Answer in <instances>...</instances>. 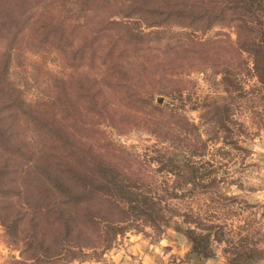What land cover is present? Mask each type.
<instances>
[{
    "label": "rangeland",
    "instance_id": "374dc122",
    "mask_svg": "<svg viewBox=\"0 0 264 264\" xmlns=\"http://www.w3.org/2000/svg\"><path fill=\"white\" fill-rule=\"evenodd\" d=\"M72 1L15 6L22 13L41 4L30 11L35 27L13 52L9 78L25 98L41 102L51 101L59 86L68 109L74 102L87 107L92 95L105 97L110 113L98 121L83 115L103 136L86 140L99 160L123 171L127 191L139 199L128 202L113 187L99 191L95 180L91 190L78 187L86 201L64 204L48 178L0 153V264H120L139 244L228 264H264V70L238 46L234 19L244 16L260 36L264 15L233 9L237 0H80L85 11ZM222 9H229L225 19L212 21ZM167 11L173 14L162 22ZM1 14L8 16L5 9ZM41 20L59 24L63 41L38 44ZM151 97L175 105V124L169 130L163 123L160 138L141 119L148 116L143 107L134 109L142 105L138 99ZM216 105L220 110L213 111ZM21 127L33 147L46 150L37 130ZM111 137L140 156H117ZM155 147L162 163L142 156Z\"/></svg>",
    "mask_w": 264,
    "mask_h": 264
},
{
    "label": "trees",
    "instance_id": "16d2710c",
    "mask_svg": "<svg viewBox=\"0 0 264 264\" xmlns=\"http://www.w3.org/2000/svg\"><path fill=\"white\" fill-rule=\"evenodd\" d=\"M12 1L9 0L7 4L4 0H0V40L5 42L4 50L0 51V153H8L6 154L7 156L12 155L14 162L23 160L24 164L31 165L34 172L37 171L38 174L48 178L50 181L49 189L61 195L62 203L64 204H82L86 201V198H82L80 192H78V187H80V190L82 188L91 190L94 187L95 180L100 181L96 186V189L99 191L110 190V187H113L118 192L122 193L123 191L124 194H121L123 195L122 198L128 199V202L138 200L139 197L133 191H127V188H130L131 185L126 184L122 176L123 171L114 167L113 164L109 165L99 160L96 151L93 149V145L86 140L87 137L96 140L97 137L103 136L104 129L100 126H95L93 122L88 123L84 119H88L89 116L90 119H93L92 116H94V119L98 121V118L104 116L105 112L110 113L112 108H108L109 102L105 97L98 98L96 95H92V100L89 101L87 98V107L77 108L74 102L71 108L68 109L65 106L66 92L64 89L60 90L59 86H57V94L53 96L51 101L41 102L25 98L23 90L10 80L12 54L15 50H20V41L26 35V31L35 27L31 25L34 15H30V11L33 12L34 7H40L41 5L39 3L28 4L24 12L14 13L15 6H21L20 2L23 0ZM72 2L76 7L78 2H80L81 11L87 9L88 5L83 4L80 0H73ZM246 7L252 9L248 11L260 12L264 15V0H237V6L233 7V9L246 10L248 9ZM3 9L8 13V18L2 16L1 11ZM222 10V12L214 14L212 21L216 19H218L216 21H222L223 18L225 19L224 13L229 9ZM28 11L29 15L26 14ZM134 11L156 13L150 8L147 10L138 8V10ZM160 14L165 15L162 22H166L170 19L173 12L167 11L166 14ZM234 19H238L239 21L238 46L255 56L254 66L256 70H264V20L258 18L260 36H254L253 28L248 24L244 16H238ZM48 22L41 20L40 25L36 26L37 31L40 30L39 35L35 38L39 41L38 44H49L56 38L62 42L64 39L63 33L62 36H57L59 34V24L56 25L54 22ZM243 27L247 31L243 30L242 32L241 29ZM138 36L136 34V37ZM62 51L64 50L62 49ZM117 86L118 88H122L121 91L125 92L123 90L125 87L124 83H117ZM82 87L83 84L80 86V91L84 90L90 93L89 89L86 87L82 89ZM109 87L113 88L114 86L110 84ZM138 101L142 105L134 106L135 108H133L138 110L142 106L143 108L140 109L147 112L148 116L141 119L147 120V124L152 127L150 131L153 135L158 138L162 137L164 130H160V128L163 127V123H166L169 130H172L175 124L173 121L174 115H172L175 112L174 103L169 102L166 104L164 101L163 104H157L154 97L142 98L138 99ZM127 103L129 102L127 101ZM166 110L170 113L164 115ZM217 110H220L218 105L213 108V111ZM76 114L80 117L78 118ZM83 115L86 116H84V119ZM76 117L79 119L78 123L82 122L81 126L77 124ZM228 121H230L229 118ZM26 123L42 135L46 142L45 151H40L33 147L28 138L23 134L21 125ZM226 130L230 131L231 129L226 125ZM240 133L244 135L243 132L240 131ZM199 137L200 139L202 138V133H200ZM107 143L110 145V148L116 149L119 153L117 156L119 157L132 158L135 161L140 156L136 151L131 150L134 146L129 147L121 142L119 144L112 137L107 140ZM155 148L154 154L143 153L142 156L148 158L151 162L162 163L161 151L157 147ZM171 155V158L169 156L170 162L175 159L173 153ZM35 176L40 178L37 175ZM84 178L89 179V181H85L86 184L83 183ZM76 181L80 182L81 185L79 186Z\"/></svg>",
    "mask_w": 264,
    "mask_h": 264
},
{
    "label": "crops",
    "instance_id": "0c3cea01",
    "mask_svg": "<svg viewBox=\"0 0 264 264\" xmlns=\"http://www.w3.org/2000/svg\"><path fill=\"white\" fill-rule=\"evenodd\" d=\"M137 248L139 250H135L131 255L126 254L123 261H119L120 264H228L219 258H204L189 250L185 251L176 247L170 251H161L157 248L148 251L139 244L135 247V249Z\"/></svg>",
    "mask_w": 264,
    "mask_h": 264
},
{
    "label": "water",
    "instance_id": "95a60500",
    "mask_svg": "<svg viewBox=\"0 0 264 264\" xmlns=\"http://www.w3.org/2000/svg\"><path fill=\"white\" fill-rule=\"evenodd\" d=\"M162 101V99L161 100H159V102H161Z\"/></svg>",
    "mask_w": 264,
    "mask_h": 264
}]
</instances>
